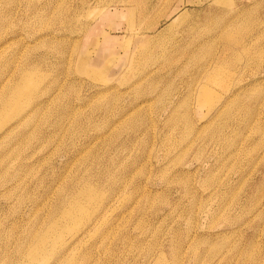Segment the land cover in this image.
<instances>
[{
  "label": "rangeland",
  "instance_id": "rangeland-1",
  "mask_svg": "<svg viewBox=\"0 0 264 264\" xmlns=\"http://www.w3.org/2000/svg\"><path fill=\"white\" fill-rule=\"evenodd\" d=\"M0 264H264V0H0Z\"/></svg>",
  "mask_w": 264,
  "mask_h": 264
},
{
  "label": "bare ground",
  "instance_id": "bare-ground-1",
  "mask_svg": "<svg viewBox=\"0 0 264 264\" xmlns=\"http://www.w3.org/2000/svg\"><path fill=\"white\" fill-rule=\"evenodd\" d=\"M176 19H177V18H176ZM162 33H163V32H162ZM248 209H249V208H248ZM245 211H246V210H245ZM226 212H227V211H226ZM251 213H252V212H251ZM241 224H242V223H241ZM48 237H50V232L45 233V234L43 235L42 240L40 239L42 245H44V242H45V241H43V240L46 239V238H48ZM40 240H39V241H40ZM35 243H36V242H35ZM35 243H34V244H35ZM224 249H225V248H224ZM235 251H236V250H235ZM172 258H173V257H172ZM222 258H223V257H222ZM112 259H113V258H112ZM230 259H231V258H230ZM93 260H94V259H93ZM29 262H31V261H29ZM176 262H177V260H176ZM31 263H32V262H31Z\"/></svg>",
  "mask_w": 264,
  "mask_h": 264
}]
</instances>
